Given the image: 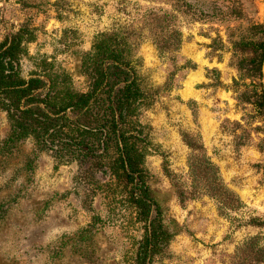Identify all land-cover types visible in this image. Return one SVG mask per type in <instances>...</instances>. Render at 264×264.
<instances>
[{"label": "rangeland", "instance_id": "obj_1", "mask_svg": "<svg viewBox=\"0 0 264 264\" xmlns=\"http://www.w3.org/2000/svg\"><path fill=\"white\" fill-rule=\"evenodd\" d=\"M119 1L131 19L162 10L163 52L148 24H133L142 166L170 234L151 264H233L257 233L236 225L264 214V147L242 144L264 128V0H0V43L21 34L23 77L49 70L63 92H85L80 60L98 33L128 22ZM10 133L0 110V264H134L145 224L128 195L90 163Z\"/></svg>", "mask_w": 264, "mask_h": 264}, {"label": "trees", "instance_id": "obj_2", "mask_svg": "<svg viewBox=\"0 0 264 264\" xmlns=\"http://www.w3.org/2000/svg\"><path fill=\"white\" fill-rule=\"evenodd\" d=\"M116 11L129 23L119 20L114 28L95 36L90 50L80 60V70L88 81V89L82 93L63 92L58 86V75L49 70L23 77L21 34L0 43V110L9 123L10 142L31 138L57 157H67L81 166L90 163L94 171L106 175L109 182L116 183L128 195L138 218L145 224L134 264H151L153 257L168 244L170 234L163 225L157 202L150 196L142 166L147 138L138 121V109L144 93L132 66L142 29L135 30L133 24L143 23L144 28L148 24L154 30L150 40L163 52L165 41L158 35L162 29V10L147 8L138 19L134 15L131 19L133 11L127 6ZM259 108L264 116L263 102ZM251 131L257 143L249 137L242 144L262 152L264 128L255 127ZM256 162L264 173V158ZM87 175L88 181L96 179L92 172ZM228 193V204L235 208L234 195ZM241 221L236 228H253L257 233L245 237L236 248L233 264H264V214L249 213Z\"/></svg>", "mask_w": 264, "mask_h": 264}, {"label": "water", "instance_id": "obj_3", "mask_svg": "<svg viewBox=\"0 0 264 264\" xmlns=\"http://www.w3.org/2000/svg\"><path fill=\"white\" fill-rule=\"evenodd\" d=\"M261 71H262V86H263V92H264V60L261 65Z\"/></svg>", "mask_w": 264, "mask_h": 264}]
</instances>
